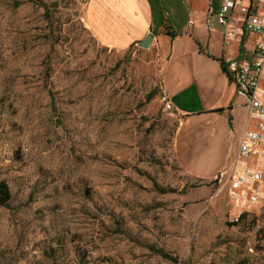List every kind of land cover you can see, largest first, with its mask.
Wrapping results in <instances>:
<instances>
[{"label": "rangeland", "instance_id": "374dc122", "mask_svg": "<svg viewBox=\"0 0 264 264\" xmlns=\"http://www.w3.org/2000/svg\"><path fill=\"white\" fill-rule=\"evenodd\" d=\"M85 2L0 0V264H264V203L230 221L180 165L168 46L100 44Z\"/></svg>", "mask_w": 264, "mask_h": 264}, {"label": "crops", "instance_id": "0c3cea01", "mask_svg": "<svg viewBox=\"0 0 264 264\" xmlns=\"http://www.w3.org/2000/svg\"><path fill=\"white\" fill-rule=\"evenodd\" d=\"M222 0H86L84 23L106 47L136 45L149 33L168 46L162 92L181 118L178 159L191 175L212 178L231 167L247 128V99L222 58H252L257 36L223 45L216 12ZM151 43V44H152ZM263 86V84H261Z\"/></svg>", "mask_w": 264, "mask_h": 264}, {"label": "built area", "instance_id": "2783aa9c", "mask_svg": "<svg viewBox=\"0 0 264 264\" xmlns=\"http://www.w3.org/2000/svg\"><path fill=\"white\" fill-rule=\"evenodd\" d=\"M223 45L229 46L241 35L257 36L252 58L238 62L222 58L225 72L238 94L247 99V128L240 134L237 156L231 167L217 174L218 192L225 191L229 201V219L237 221L260 203H264V0H222L216 12ZM165 111L173 107L163 94Z\"/></svg>", "mask_w": 264, "mask_h": 264}, {"label": "trees", "instance_id": "16d2710c", "mask_svg": "<svg viewBox=\"0 0 264 264\" xmlns=\"http://www.w3.org/2000/svg\"><path fill=\"white\" fill-rule=\"evenodd\" d=\"M9 200H10V192L7 185L4 182H0V206H6ZM163 256L164 258H168L167 255L165 254H163Z\"/></svg>", "mask_w": 264, "mask_h": 264}, {"label": "water", "instance_id": "95a60500", "mask_svg": "<svg viewBox=\"0 0 264 264\" xmlns=\"http://www.w3.org/2000/svg\"><path fill=\"white\" fill-rule=\"evenodd\" d=\"M152 40L153 36L151 33H149L141 41H138L136 45L141 49H148V47L152 43Z\"/></svg>", "mask_w": 264, "mask_h": 264}]
</instances>
